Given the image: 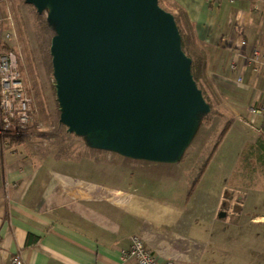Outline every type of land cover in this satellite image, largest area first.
I'll return each mask as SVG.
<instances>
[{
    "label": "crops",
    "instance_id": "crops-1",
    "mask_svg": "<svg viewBox=\"0 0 264 264\" xmlns=\"http://www.w3.org/2000/svg\"><path fill=\"white\" fill-rule=\"evenodd\" d=\"M168 1L185 13L217 92L246 111L258 94L263 103L264 57L258 63L247 58L252 47L264 49V0ZM2 17L0 2V24ZM241 38L246 45L239 48ZM3 44L0 32V51ZM237 49L242 54L232 71ZM241 67L243 82L237 85ZM242 117L238 130L254 131L237 144L235 166L221 187L198 183L207 166L198 181L182 177L179 185L126 158L101 160L89 151L77 158L50 149L37 153L0 136V264L15 256L23 264H134L122 259L132 234L159 264H264V169L258 165L260 181L228 184L264 121L257 117L252 125L245 121L248 112ZM227 191L239 210L220 219Z\"/></svg>",
    "mask_w": 264,
    "mask_h": 264
},
{
    "label": "water",
    "instance_id": "water-1",
    "mask_svg": "<svg viewBox=\"0 0 264 264\" xmlns=\"http://www.w3.org/2000/svg\"><path fill=\"white\" fill-rule=\"evenodd\" d=\"M23 1L51 33L58 123L67 133L86 149L180 165L211 104L174 15L159 0Z\"/></svg>",
    "mask_w": 264,
    "mask_h": 264
},
{
    "label": "rangeland",
    "instance_id": "rangeland-1",
    "mask_svg": "<svg viewBox=\"0 0 264 264\" xmlns=\"http://www.w3.org/2000/svg\"><path fill=\"white\" fill-rule=\"evenodd\" d=\"M0 2L3 5L0 31L10 30L13 33L10 40H2V42L7 44L16 54L18 70L24 83L25 94L30 99L31 108V119L21 129L16 126L10 130H3L0 111L1 140L19 144L28 150H35L37 153L50 149L56 150L61 156L77 158V156L81 155V151H89V153L96 155L101 160H117L120 156L115 154L86 150L78 137L67 133L66 128L58 123V110L48 52L49 46L46 49V45H44L42 40L39 28L40 16L31 5L24 3L23 0H0ZM159 4L172 14L175 15L177 13L174 5L168 0H159ZM180 26L182 28L181 24ZM212 81L207 74L205 79H201L206 91L205 95L212 100L209 101L211 103V112L205 118L195 141L181 164L178 166L151 164L127 159L130 161L131 166L151 169L149 170L150 172L167 176L181 185L182 177H188L192 183L196 180L198 181L199 171L212 155L206 164V174L198 183H202L203 186L206 184L221 187V184L229 175V171L235 166L234 158L237 144L240 143L242 137L246 134L249 136L250 131L253 133L254 130L249 126L243 127L241 131L238 130L240 125L237 122L240 120L237 118L244 120L242 117L243 113L246 114L248 112L249 117L245 121L252 124L250 122L252 114L249 111V107L246 111L245 107L240 106L236 101L223 98V95H220L215 89ZM259 95L262 98L263 95ZM207 118H209L208 122ZM226 123H230V126L232 125V131L226 135L225 140L220 142L215 150L214 146L218 142L219 135ZM254 128L256 130V127ZM256 133L258 134L259 132ZM258 165L260 163L255 157H249L248 160L243 156L241 163L236 168V172L228 178L229 186H234V184L241 185L242 182L251 178L260 181L262 173ZM162 171L166 172L159 173ZM156 173L154 174L156 175ZM231 195L232 192L227 191L224 197L227 201L219 207L218 213L220 211L225 212V217L220 219H225L239 210V207L235 206L237 202L234 201L235 199ZM234 195V197H238L239 194L234 193Z\"/></svg>",
    "mask_w": 264,
    "mask_h": 264
},
{
    "label": "built area",
    "instance_id": "built-area-1",
    "mask_svg": "<svg viewBox=\"0 0 264 264\" xmlns=\"http://www.w3.org/2000/svg\"><path fill=\"white\" fill-rule=\"evenodd\" d=\"M0 32L2 40L8 41L12 38V31L1 30ZM245 45V39L241 38L238 47L242 48ZM241 54V50L237 49L230 64L232 71H236L237 56ZM261 57H264L263 47L260 45L254 46L251 48L247 62L258 63ZM237 71L234 81L237 85H240L243 82V67ZM0 111L3 130H10L16 126L20 129L24 128L31 119L30 99L25 94L16 54L11 49H1L0 51ZM249 111L252 114L251 123L257 117H264V103L261 102L259 94L255 96L254 101L249 106ZM122 259L133 260L134 264H159L158 259L146 248L144 241L137 234L130 236V246L123 252ZM10 264H23V262L15 256L10 260Z\"/></svg>",
    "mask_w": 264,
    "mask_h": 264
},
{
    "label": "trees",
    "instance_id": "trees-1",
    "mask_svg": "<svg viewBox=\"0 0 264 264\" xmlns=\"http://www.w3.org/2000/svg\"><path fill=\"white\" fill-rule=\"evenodd\" d=\"M174 9H175V12H177L175 15L174 14L173 15L177 23L179 32L181 34L182 48L185 51V53L191 58V61H192L191 62V72L193 74V77L198 83L201 84L204 97L208 101H212L210 100L209 97L205 95L206 91H205L204 85L201 82V79L203 78L205 79V76H206L205 71H204L205 53L196 43L191 25L188 22V19L185 13L181 9L176 8L175 6H174ZM38 15L40 16V19H39L40 33L42 35V40L44 42V45H46V49H47L49 46L51 33L45 24L43 15L42 14H38ZM180 24L182 25V28ZM1 48L5 50H10V48L5 43L1 45ZM208 120L209 118H207V122ZM230 127H231L230 123H226L224 129L219 135L218 142L214 146L215 150L219 146L221 140L225 137L226 133L229 131ZM243 156L245 159H248V160H249V157H255V159L259 161L260 163L259 166H262L264 169V121L262 123V126L260 128L257 138L252 143H250L249 145L245 147ZM211 157L212 155L210 156V158ZM210 158L208 159V161L210 160ZM208 161L205 163L204 167L200 170V172L205 169Z\"/></svg>",
    "mask_w": 264,
    "mask_h": 264
}]
</instances>
